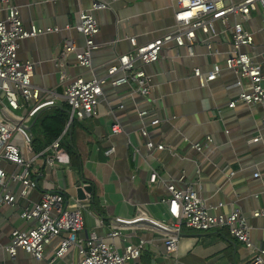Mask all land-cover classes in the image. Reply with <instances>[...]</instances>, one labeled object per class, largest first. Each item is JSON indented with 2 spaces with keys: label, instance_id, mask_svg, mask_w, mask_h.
<instances>
[{
  "label": "crops",
  "instance_id": "crops-1",
  "mask_svg": "<svg viewBox=\"0 0 264 264\" xmlns=\"http://www.w3.org/2000/svg\"><path fill=\"white\" fill-rule=\"evenodd\" d=\"M93 1L105 4L93 10L100 27L95 36L98 47L92 51L90 67L79 66L74 54L67 57L70 79L102 78L119 54L133 48L129 38L143 45L175 28L176 0H12L25 29L58 28L21 39L17 48L18 60L35 63L30 80L41 90V99L59 100L40 110L63 105L61 94L67 82H60L55 59L66 37L75 41L78 50L82 49L83 35L67 30L66 25L78 23L79 11L90 9ZM236 1L239 0L226 3ZM5 16V9L0 7V19ZM239 20L233 14L227 16L226 22L208 18L211 30H195L192 54L186 45L178 47L173 41L165 44L157 62L142 65L152 84L148 97L126 84L107 83L102 87L96 116L73 119L63 131L66 134L62 140L72 149L68 151L66 143H62L68 163L39 168L34 176L37 187L26 197L20 196V183H9L15 203L0 205V264H50L52 250L61 236L46 246L45 258L40 260L22 248L10 257L4 247L14 229L29 227L30 223L20 217L25 207L37 202L45 191L61 192L68 201L79 200L74 189L77 182L91 186V193H85L80 200L84 228L79 238L91 232L105 238L112 218H132L137 207L154 218L167 219V204L162 199L170 196L167 187L173 184L178 189L192 186L211 206L212 214L227 215L238 209L249 225L251 242L264 248L263 110L259 104L237 100L238 94L249 88L248 82L237 85L234 72L224 67V60L233 53L231 26ZM243 25L253 37L252 44L243 49L264 72V10H254L251 20ZM214 64L222 67L217 77L199 86L193 69L207 72ZM232 101L235 104L229 107ZM140 111H147L143 118L138 116ZM154 119L159 122L151 125ZM114 123L121 129L117 133L111 131ZM143 126L147 137L141 134ZM256 135L260 136L258 141H248ZM148 140L164 148L149 149ZM111 147L113 152L105 155L103 151ZM4 166L8 173L16 169L10 164ZM153 173L156 181L150 183ZM181 175L184 178L179 181ZM254 212L259 214L254 216ZM141 239V264H247L250 255L242 242L223 229L183 227L174 256H167L161 237L146 229L124 230L111 243L122 252L127 244ZM73 257L69 251L63 261ZM60 262L58 259L52 264Z\"/></svg>",
  "mask_w": 264,
  "mask_h": 264
},
{
  "label": "built area",
  "instance_id": "built-area-1",
  "mask_svg": "<svg viewBox=\"0 0 264 264\" xmlns=\"http://www.w3.org/2000/svg\"><path fill=\"white\" fill-rule=\"evenodd\" d=\"M178 9L174 14L175 28L152 41L137 45L135 38H129L133 48L119 54L108 66L106 76L84 80L81 76L69 78L67 73V57L74 54L77 64L82 67L91 66V54L98 46L95 36L99 32V23L93 10L105 7L99 1H93L90 9H81L78 13V23L66 25L67 30L74 29L84 37V45L77 49L75 41L66 37L56 57L60 82L67 84L61 94V102L68 106V121L64 132L74 118L83 119L96 116L99 96L102 87L109 83L113 86L129 85L143 96L151 93V79L142 69V65L157 62L163 46L175 42L176 46H187L192 54V43L195 30L200 29L207 33L211 30L210 19L227 20L229 14L239 16L231 26L232 54L224 60V67L232 70L236 76V84L242 86L248 82V89H243L237 100L248 105L259 104L263 110L260 128L264 129V72L261 66L255 63L252 56L244 51V47L252 44V33L243 25L244 21L252 18V12L257 8L264 10V0H239L226 3V0H176ZM0 7L5 9L6 16L0 19V205H13L15 195L9 189L10 182L21 185L20 196L26 197L30 191L36 189L34 176L38 169L53 168L58 164L68 163V156L62 147V135L52 140L43 150L35 152L31 146L30 126L37 112L46 106L57 103L54 99H41V90L31 83V75L35 63L27 60L22 62L17 58V48L21 39L37 34L58 30L57 27L31 28L23 27L19 8L12 0H0ZM208 16V17H207ZM207 17V18H206ZM187 41V43H186ZM220 64H214L212 69L201 72L193 69L199 86H206L214 80L221 70ZM119 73V76L115 77ZM235 101L230 102L233 107ZM24 110V111H23ZM147 111L138 112L143 118ZM159 120H151L155 125ZM120 126L114 123L111 126L113 133L119 132ZM141 134L147 137V129L143 126ZM259 135L249 139L256 142ZM20 142V145L17 142ZM197 150L199 144L193 145ZM149 149H163L159 144L154 146L146 141ZM113 152V147L103 151L105 155ZM42 162L38 163V158ZM5 164L16 168L13 172H6ZM255 177L258 173L254 174ZM156 174L149 177V182L156 181ZM183 175L179 181H182ZM170 196L162 199L167 204V219H157L148 215L140 207L132 218L114 217L109 221L105 238L98 237L91 232L85 238L78 234L84 228L83 208L80 200L68 201L61 192H42L40 199L30 207L20 212V217L29 227L14 229L10 235V242L4 247L10 257H14L18 248L30 253L40 260L45 258V248L58 236H61L52 250L49 263L61 259L59 264H141L139 258L144 240L139 243H129L122 252H119L111 240L122 235L124 230L146 229L161 237L167 256H174L178 247L180 232L183 227L195 230L223 229L227 234L242 242L250 255L247 264H264V248L254 245L249 237V225L246 218L238 209L229 214H212L208 206L197 194L192 186L178 189L173 184L167 187ZM259 212H254L257 216ZM110 240V241H109ZM73 252L74 257L63 261L67 252Z\"/></svg>",
  "mask_w": 264,
  "mask_h": 264
},
{
  "label": "trees",
  "instance_id": "trees-1",
  "mask_svg": "<svg viewBox=\"0 0 264 264\" xmlns=\"http://www.w3.org/2000/svg\"><path fill=\"white\" fill-rule=\"evenodd\" d=\"M67 121L68 109L64 106V104L60 107H49L38 111L32 120L33 125L30 126L29 130L31 133L32 149L35 152H40L48 144H50L52 140L62 135ZM34 126H38L36 133L33 131ZM65 134H63L62 138ZM62 143H66L68 151L72 150L66 141H62Z\"/></svg>",
  "mask_w": 264,
  "mask_h": 264
},
{
  "label": "water",
  "instance_id": "water-1",
  "mask_svg": "<svg viewBox=\"0 0 264 264\" xmlns=\"http://www.w3.org/2000/svg\"><path fill=\"white\" fill-rule=\"evenodd\" d=\"M74 189H75L76 197L79 200H82L85 198V193H91V186L90 185L82 186L81 182H77L74 185Z\"/></svg>",
  "mask_w": 264,
  "mask_h": 264
},
{
  "label": "rangeland",
  "instance_id": "rangeland-1",
  "mask_svg": "<svg viewBox=\"0 0 264 264\" xmlns=\"http://www.w3.org/2000/svg\"><path fill=\"white\" fill-rule=\"evenodd\" d=\"M63 104H64V106H65L66 108H68V106H67L65 103H63ZM76 119H77V118H74V120H76ZM37 129H38V126H34V127H33V131H34L35 133H36ZM17 144L20 145V142L18 141Z\"/></svg>",
  "mask_w": 264,
  "mask_h": 264
}]
</instances>
